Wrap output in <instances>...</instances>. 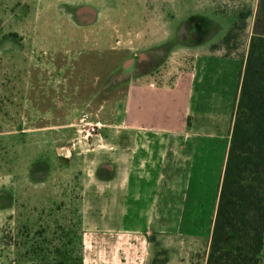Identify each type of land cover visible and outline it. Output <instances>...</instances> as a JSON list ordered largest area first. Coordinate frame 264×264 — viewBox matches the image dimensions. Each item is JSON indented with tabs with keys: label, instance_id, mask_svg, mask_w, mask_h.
Here are the masks:
<instances>
[{
	"label": "rangeland",
	"instance_id": "374dc122",
	"mask_svg": "<svg viewBox=\"0 0 264 264\" xmlns=\"http://www.w3.org/2000/svg\"><path fill=\"white\" fill-rule=\"evenodd\" d=\"M263 12L264 0H0V264H153L151 252L192 247L117 230L119 170L130 164L118 160L131 152L139 104L151 123L164 102L175 139L191 137L195 118L205 125L201 99L216 115L222 102L228 114L204 147L216 193ZM149 212L154 225L160 212ZM208 222L193 229L204 237L198 264Z\"/></svg>",
	"mask_w": 264,
	"mask_h": 264
},
{
	"label": "crops",
	"instance_id": "0c3cea01",
	"mask_svg": "<svg viewBox=\"0 0 264 264\" xmlns=\"http://www.w3.org/2000/svg\"><path fill=\"white\" fill-rule=\"evenodd\" d=\"M201 95L205 98V95ZM154 99H162V97L156 96ZM146 104L141 103L137 107L135 114L139 123L132 125V139L123 145L124 149L130 148L131 152L125 159L121 158L123 162L118 160L121 167L124 162L130 164L127 171L119 170L120 174H125L126 182H122V189L116 194L115 201L117 210L125 214L121 221H116L117 230L145 235L158 233L163 242H168L172 237L179 239L182 237L185 244H192V247H188L186 251L151 252L149 257L153 260V264H198L195 260L198 259V250L202 249L204 237L201 234H194L193 229L201 226L202 231L204 220L209 221L207 228V244H209L229 138L215 194L213 174L208 173V171L214 173L215 168L205 169L204 147L215 140L214 137L217 135L215 128L216 131L220 128L222 115H227L228 110L225 108L226 104L221 102V108L216 115L214 104L206 101V98L204 101L201 99L200 104L205 107L204 114L207 112L205 125L203 117L195 118V122L190 126V138H187V133L181 138L180 131L177 133L179 136L172 139L168 136L171 127L166 123L169 119L167 112L164 111L165 103L160 104L162 106L155 103L156 107L148 103L150 105L147 108H152L151 106L160 108L151 113V123L142 119L143 113L140 112L146 109ZM158 111L160 113H157ZM182 125L183 123L180 122L174 130L177 128L181 130ZM211 163L214 164V161ZM157 164L163 174L162 188L157 187ZM212 201H214L213 208H210ZM155 208L160 212L159 219L154 225H150L149 211L153 212ZM201 260L200 264H205L206 255L205 259L201 257Z\"/></svg>",
	"mask_w": 264,
	"mask_h": 264
},
{
	"label": "trees",
	"instance_id": "16d2710c",
	"mask_svg": "<svg viewBox=\"0 0 264 264\" xmlns=\"http://www.w3.org/2000/svg\"><path fill=\"white\" fill-rule=\"evenodd\" d=\"M260 17L262 32L250 37L241 73L205 264H259L264 248V12Z\"/></svg>",
	"mask_w": 264,
	"mask_h": 264
}]
</instances>
